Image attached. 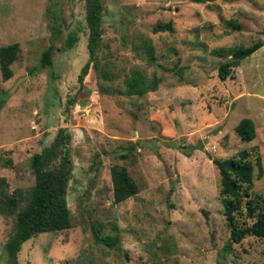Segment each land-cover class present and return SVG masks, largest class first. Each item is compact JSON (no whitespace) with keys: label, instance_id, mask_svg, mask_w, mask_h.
I'll use <instances>...</instances> for the list:
<instances>
[{"label":"rangeland","instance_id":"obj_1","mask_svg":"<svg viewBox=\"0 0 264 264\" xmlns=\"http://www.w3.org/2000/svg\"><path fill=\"white\" fill-rule=\"evenodd\" d=\"M102 3L97 64H90L80 84L88 59L83 2L0 0V46L19 45L13 75L3 80L0 71V177L9 190L27 194L34 184L31 155L49 146L58 128L71 134L70 227L23 242L18 263L264 264V239L247 237L225 250L229 229L212 163L256 148L263 176L254 178L252 191L264 196V0ZM168 20L173 32L151 30ZM71 30L77 42L62 50ZM256 41L263 45L220 80L224 58L213 49ZM50 44L52 66L40 68ZM100 68L111 72L106 84L114 92H99ZM136 71L149 80L157 77L156 90L125 94V81ZM68 99L76 103L68 106ZM244 117L255 125L249 142L234 131ZM113 165L124 166L139 188L121 203L113 202ZM12 225V217L0 214V264H10L4 245ZM95 233L117 236L118 243L107 246Z\"/></svg>","mask_w":264,"mask_h":264},{"label":"trees","instance_id":"obj_2","mask_svg":"<svg viewBox=\"0 0 264 264\" xmlns=\"http://www.w3.org/2000/svg\"><path fill=\"white\" fill-rule=\"evenodd\" d=\"M84 6L87 34L88 59L83 64L78 74L81 84L87 75L90 64H97V54L101 42L102 15L104 6L102 0H81ZM204 3L215 0H191ZM234 29H239L240 24L235 20L228 21ZM153 32H173L172 20L158 22L151 27ZM53 35L59 34L58 29H52ZM75 30L67 33L62 50H68L77 42ZM263 43L256 41L250 45L234 47H219L213 49L212 54L224 58L218 65L217 75L220 80H225L233 68L238 67L240 61L259 49ZM149 56L154 57L152 47L145 46ZM53 44L46 47L39 61V67L52 66L51 55L54 51ZM19 45L17 42L0 46V71L3 80L12 75L11 64L18 56ZM35 69H30L34 73ZM98 73L99 92H114L111 85H107L111 72L100 68ZM159 84V79H147L141 72H134L125 81L124 92L127 95H143L154 91ZM85 104V101H80ZM76 103L68 99V106ZM0 104L1 101H0ZM68 114V107L65 111ZM235 134L244 142L255 138V125L252 119L244 117L234 127ZM71 134L66 127L58 128L51 144L43 147L30 157V168L34 176V184L25 194L20 189L9 190L4 177H0V214L12 217V231L4 245L10 264L18 263V252L26 240L45 232H59L70 227V209L67 205V185L72 176V158L69 151ZM137 141L130 143L129 149L136 148ZM127 153L121 155L127 157ZM216 167L219 182V199L221 213L229 229L228 241L225 250H229L232 243H240L247 237L264 239V196L252 191L254 178L263 176L260 153L256 148L249 151L241 149L227 158H212ZM8 164L11 161L8 160ZM256 169V172H255ZM112 181L113 202L121 203L138 193L139 188L135 180L129 175L124 166L113 165L110 168ZM95 239L107 246H116L117 236H99ZM264 254V253H263Z\"/></svg>","mask_w":264,"mask_h":264},{"label":"water","instance_id":"obj_3","mask_svg":"<svg viewBox=\"0 0 264 264\" xmlns=\"http://www.w3.org/2000/svg\"><path fill=\"white\" fill-rule=\"evenodd\" d=\"M24 78H25V77H24ZM24 78H22V79H24ZM22 79H21V80H22ZM21 80H20V81H21ZM18 82H19V81H18ZM18 82H17V83H18ZM14 87H15V86H14ZM14 87L12 88V90L14 89Z\"/></svg>","mask_w":264,"mask_h":264}]
</instances>
